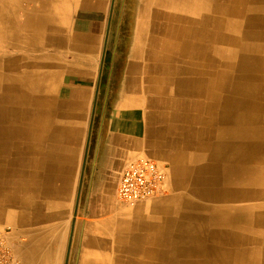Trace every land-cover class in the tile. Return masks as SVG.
Wrapping results in <instances>:
<instances>
[{"label": "crops", "instance_id": "obj_1", "mask_svg": "<svg viewBox=\"0 0 264 264\" xmlns=\"http://www.w3.org/2000/svg\"><path fill=\"white\" fill-rule=\"evenodd\" d=\"M112 2L0 0L7 246L20 264H264V0H134L104 118ZM235 26L243 40H218ZM138 158L166 178L127 207L116 187Z\"/></svg>", "mask_w": 264, "mask_h": 264}, {"label": "built area", "instance_id": "obj_2", "mask_svg": "<svg viewBox=\"0 0 264 264\" xmlns=\"http://www.w3.org/2000/svg\"><path fill=\"white\" fill-rule=\"evenodd\" d=\"M166 174L164 168L147 158H138L125 166L119 177L116 196L128 207L158 197L163 189ZM0 232V264H20L7 246L5 233Z\"/></svg>", "mask_w": 264, "mask_h": 264}, {"label": "rangeland", "instance_id": "obj_3", "mask_svg": "<svg viewBox=\"0 0 264 264\" xmlns=\"http://www.w3.org/2000/svg\"><path fill=\"white\" fill-rule=\"evenodd\" d=\"M134 5V0H113L112 2L110 24L100 75V82L103 78L105 79L108 91L107 98L109 97L111 100L130 48L134 28ZM101 115V112L100 114L98 113V117Z\"/></svg>", "mask_w": 264, "mask_h": 264}, {"label": "bare ground", "instance_id": "obj_4", "mask_svg": "<svg viewBox=\"0 0 264 264\" xmlns=\"http://www.w3.org/2000/svg\"><path fill=\"white\" fill-rule=\"evenodd\" d=\"M233 2V1H232ZM156 5V4H155ZM146 7V6H145ZM223 7V6H222ZM155 9H156V7H155ZM154 9V10H155ZM222 9V8H221ZM220 9V10H221ZM242 9V8H241ZM249 9V8H248ZM147 11V10H146ZM234 11V10H233ZM237 11V10H236ZM239 11H240V9H239ZM161 12V11H160ZM171 12H173V11H171ZM238 12V11H237ZM246 12H248V11H246ZM164 13V12H163ZM233 13V12H232ZM146 14H147V12H146ZM149 14V13H148ZM154 14V29L155 30H158V31H161V32H163V29L161 28V27H159V25H158V17H159V13H156V11L153 13ZM170 14V13H169ZM195 14V13H194ZM193 13L190 15V16H195ZM139 15V14H138ZM162 15V14H161ZM160 15V16H161ZM237 15H239V13L237 14H235V16L237 17ZM163 17V16H162ZM182 18V17H181ZM181 18H180V14H172V16H171V20H174L175 22H181L180 20H181ZM195 19H197V18H195ZM147 21H148V19H147ZM173 21V22H174ZM188 21V20H187ZM196 22V21H195ZM223 22V21H222ZM249 22V21H248ZM149 23V25H150V22H148ZM236 23V22H235ZM243 24V23H242ZM263 24V23H262ZM174 25V24H173ZM251 25V24H250ZM186 26V25H185ZM193 26V25H192ZM247 26V25H246ZM244 27V26H243ZM263 27V26H262ZM148 28V27H147ZM184 28V27H183ZM183 28H180V27H178V24L176 23V27L174 28V37H176V38H178V37H181V38H185L186 37V39L188 40L189 38H192V37H194V33H193V31H194V29L192 28V29H190L188 26H186V28L185 29H183ZM264 28V27H263ZM227 29H229V28H227ZM242 29H244V28H242ZM255 29V28H254ZM261 31V30H260ZM263 31V30H262ZM154 33V32H153ZM197 34V33H196ZM146 35V34H145ZM243 33H242V30H240V28L239 27H237V26H235L233 29H231V30H225V29H219L218 30V40H243ZM248 35V34H247ZM255 35V34H254ZM250 37V36H249ZM246 38V37H245ZM172 39V38H171ZM175 39V38H174ZM247 40V39H246ZM233 42V41H232ZM224 45V44H223ZM162 46V45H161ZM162 48V47H161ZM236 49V48H235ZM173 52V51H172ZM238 53V52H237ZM248 53V52H247ZM219 54V53H218ZM220 55V54H219ZM218 55V56H219ZM224 54H222V56H223ZM226 60V59H225ZM167 69V68H166ZM225 71V70H224ZM231 71V70H230ZM239 74V73H238ZM219 78V77H218ZM236 80V79H235ZM225 81V80H224ZM231 81V80H230ZM223 82V81H222ZM231 83V82H230ZM251 85V84H250ZM246 86V85H245ZM243 88V87H242ZM231 89V88H230ZM261 91V90H260ZM221 92V91H220ZM262 92V91H261ZM224 94V93H223ZM234 94H235V92H234ZM263 96V95H262ZM222 112V111H221ZM227 112V111H226ZM225 119V118H224ZM234 121V120H233ZM223 124H224V122H223ZM228 134V133H227ZM239 145V144H238ZM249 145V144H248ZM254 145V144H253ZM258 145V144H257ZM251 146V145H250ZM254 148V147H253ZM255 149V148H254ZM253 150V149H252ZM252 152V151H251ZM254 170V169H253ZM256 170H258V169H256ZM255 171V170H254ZM262 173H263V171H262ZM236 174V173H235ZM252 174V173H251ZM238 175V174H237ZM256 178V177H255ZM261 179V178H260ZM257 185V184H256ZM252 194V193H251ZM137 205V204H136ZM128 207V206H127ZM111 254V253H110ZM114 263V262H113Z\"/></svg>", "mask_w": 264, "mask_h": 264}, {"label": "trees", "instance_id": "obj_5", "mask_svg": "<svg viewBox=\"0 0 264 264\" xmlns=\"http://www.w3.org/2000/svg\"><path fill=\"white\" fill-rule=\"evenodd\" d=\"M105 87H106V83H105V79L103 78L102 81L100 82V88L103 90ZM102 94L104 97V93H102ZM111 103H112V100L107 98L105 101V104H104L103 113H102V110L100 108L102 105H99L97 108L98 113L100 114V112H101L104 118H106L108 113H109Z\"/></svg>", "mask_w": 264, "mask_h": 264}, {"label": "water", "instance_id": "obj_6", "mask_svg": "<svg viewBox=\"0 0 264 264\" xmlns=\"http://www.w3.org/2000/svg\"><path fill=\"white\" fill-rule=\"evenodd\" d=\"M109 24H110V18H109V22H108V28H109ZM108 28H107L106 40H107V36H108ZM106 40L104 41V47H103L102 59H101V66H100V73H99V78H98V84L97 85H99V82H100V77H101L100 75H101V69H102V62H103V58H104V51H105V47H106ZM93 116H94V110L92 112V119H93ZM89 136H90V132H89V135H88V142H89ZM79 191L80 190H78L77 198H78V195H79ZM76 207H77V202H76Z\"/></svg>", "mask_w": 264, "mask_h": 264}]
</instances>
